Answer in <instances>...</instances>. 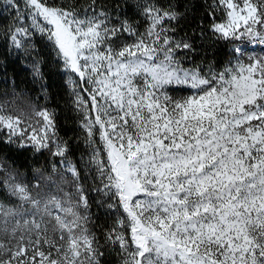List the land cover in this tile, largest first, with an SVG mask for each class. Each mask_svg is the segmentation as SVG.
<instances>
[{
  "label": "snow or ice",
  "instance_id": "obj_1",
  "mask_svg": "<svg viewBox=\"0 0 264 264\" xmlns=\"http://www.w3.org/2000/svg\"><path fill=\"white\" fill-rule=\"evenodd\" d=\"M3 3L15 12L10 46L38 55L39 39L67 74L90 149L84 178L98 187L82 184L54 110L0 104L4 143L59 158V180L35 169L31 186L0 162V264H101L89 191L116 213L103 237L120 264H264V55L240 47L264 45V0H205L208 30L233 44L219 69L184 66L178 53L196 49L175 35L185 13L172 0L138 6L143 31L96 0ZM41 63L32 74L43 81Z\"/></svg>",
  "mask_w": 264,
  "mask_h": 264
},
{
  "label": "trees",
  "instance_id": "obj_2",
  "mask_svg": "<svg viewBox=\"0 0 264 264\" xmlns=\"http://www.w3.org/2000/svg\"><path fill=\"white\" fill-rule=\"evenodd\" d=\"M89 2L90 0H76V3L80 5H87ZM159 2L167 4L169 0H159ZM172 2L177 5L179 11L185 13L183 18L174 24L177 28L175 33L177 39L187 36L193 41L196 49L195 53H178L181 58L190 57V60L183 61L185 67L195 64H214L219 69L233 58V44L216 40L208 30L210 21L205 0H172ZM143 3L144 0H96L97 7H103L120 19H127L132 23L138 21L140 31H143L144 21L139 14L138 6ZM14 15L15 12L7 8L3 0H0V104L7 102L6 106L9 110L19 108L27 111L29 105L36 109L54 110L59 136L68 141L70 159L77 162L82 170V184L86 189H94L98 187V182H94L91 175L84 178L87 175L84 169L90 149L85 144L86 136L80 127L82 117L72 104L67 74L61 70L51 50L39 39L36 41L38 55L37 52L24 54L10 46L6 33ZM201 21H203V27H201ZM201 32H203L202 37ZM37 59L42 61L43 81L34 78L32 74V64ZM41 84L46 86L43 90ZM3 137L4 133L0 132V162L6 167L11 166L17 169L30 186L39 177L35 169H40L44 175H51L54 180H59V172H52V164L57 163L59 158H52L47 152H33L31 148L17 149L15 145L4 143ZM0 175L3 174L0 173ZM41 191L55 193V186L46 187L42 183ZM88 194L91 215L89 227L100 238V250L104 252L101 264H120V256L105 243L103 237V232L113 225L116 213L115 211L109 213L107 203L110 201H104L100 194L95 191H89ZM0 200L9 202L2 187H0Z\"/></svg>",
  "mask_w": 264,
  "mask_h": 264
},
{
  "label": "rangeland",
  "instance_id": "obj_3",
  "mask_svg": "<svg viewBox=\"0 0 264 264\" xmlns=\"http://www.w3.org/2000/svg\"><path fill=\"white\" fill-rule=\"evenodd\" d=\"M21 2H22V0H21ZM240 47L247 54L264 55V45L248 44L245 47L244 43H240ZM167 91L173 97H179V96L187 95L189 93V90L186 88V86H178V85L168 86Z\"/></svg>",
  "mask_w": 264,
  "mask_h": 264
}]
</instances>
